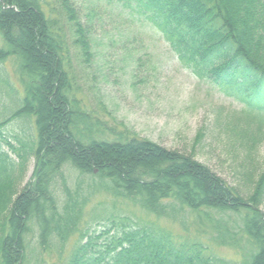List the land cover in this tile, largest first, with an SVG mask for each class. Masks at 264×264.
I'll list each match as a JSON object with an SVG mask.
<instances>
[{
    "label": "trees",
    "instance_id": "trees-1",
    "mask_svg": "<svg viewBox=\"0 0 264 264\" xmlns=\"http://www.w3.org/2000/svg\"><path fill=\"white\" fill-rule=\"evenodd\" d=\"M97 1L149 22L183 68L241 103L236 134L256 148L264 0ZM98 11L83 16L73 0H0V264H264V167L244 195L191 155L102 120L78 98ZM142 65L136 57L134 69ZM30 158L32 178L18 190ZM98 193L118 204L87 208Z\"/></svg>",
    "mask_w": 264,
    "mask_h": 264
},
{
    "label": "rangeland",
    "instance_id": "rangeland-1",
    "mask_svg": "<svg viewBox=\"0 0 264 264\" xmlns=\"http://www.w3.org/2000/svg\"><path fill=\"white\" fill-rule=\"evenodd\" d=\"M73 2L82 15L99 8L92 18L95 56L85 70L86 79H78L77 95L85 107L108 123H122L139 137L191 155L242 194H249L264 167V136L252 149L247 148L244 137L236 134L244 126L237 112L242 104L183 68L149 22L124 12L120 15L118 8L105 7L103 1ZM128 38H136L139 48L136 42L128 44ZM138 56L143 62L139 72L134 69ZM2 66L12 75L14 66L9 60ZM33 169L34 159L30 158L16 182L18 190L31 180ZM66 174L74 186L78 173L69 169ZM112 201L118 202L98 193L87 208ZM261 208L264 211V200ZM139 212L135 210V214ZM157 221L173 232L182 229L169 220ZM214 249L220 256L237 258L228 248ZM44 257L49 261L55 256Z\"/></svg>",
    "mask_w": 264,
    "mask_h": 264
}]
</instances>
